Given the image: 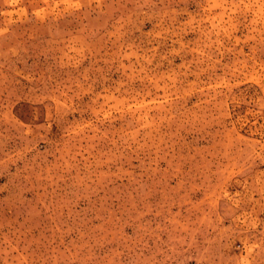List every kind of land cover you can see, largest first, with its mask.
Returning <instances> with one entry per match:
<instances>
[{
    "label": "rangeland",
    "instance_id": "1",
    "mask_svg": "<svg viewBox=\"0 0 264 264\" xmlns=\"http://www.w3.org/2000/svg\"><path fill=\"white\" fill-rule=\"evenodd\" d=\"M0 264H264V0H0Z\"/></svg>",
    "mask_w": 264,
    "mask_h": 264
}]
</instances>
